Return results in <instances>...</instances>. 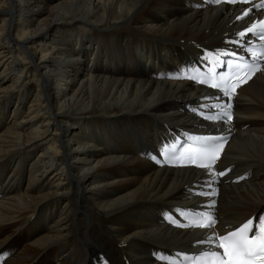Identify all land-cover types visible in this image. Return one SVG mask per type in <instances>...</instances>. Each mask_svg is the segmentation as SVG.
<instances>
[{
  "label": "bare ground",
  "instance_id": "6f19581e",
  "mask_svg": "<svg viewBox=\"0 0 264 264\" xmlns=\"http://www.w3.org/2000/svg\"><path fill=\"white\" fill-rule=\"evenodd\" d=\"M248 8L0 0V248H17L5 264H92L99 253L111 264H166L152 251H194L210 229L173 228L163 209L215 200L222 232L264 208V65L238 88L235 118L224 123L189 108L216 94L165 73L153 78L201 47L226 48L264 18V7ZM164 122L230 133L218 168L245 174L216 183L212 170L140 156ZM210 190L217 197L197 194Z\"/></svg>",
  "mask_w": 264,
  "mask_h": 264
},
{
  "label": "snow or ice",
  "instance_id": "6c2138e0",
  "mask_svg": "<svg viewBox=\"0 0 264 264\" xmlns=\"http://www.w3.org/2000/svg\"><path fill=\"white\" fill-rule=\"evenodd\" d=\"M264 7V3L260 5ZM247 14V13H245ZM264 23V22H262ZM255 28H249L248 31L252 32ZM240 36H244V32L238 33ZM264 39V37H261ZM251 73L247 75L250 76ZM240 83L244 82V79L239 80ZM211 87L218 88L220 84L211 83ZM227 91V87L223 89ZM232 91H235V86H232ZM207 119H216L213 116H207ZM223 148V140H216L214 143H209L200 149L198 156L192 159V163L196 164L199 160V165L206 169H211L212 165L219 158L220 151ZM218 175H224V172H219ZM258 223L254 219L249 218L241 225L235 227L231 231H227L222 235H214L208 237L207 242L215 244L219 249H222V253L211 252L209 255L217 257L212 264H264V215L256 217ZM214 220L209 217L207 224H201V227L212 228ZM249 237V233H253ZM201 243L202 241H197Z\"/></svg>",
  "mask_w": 264,
  "mask_h": 264
},
{
  "label": "rangeland",
  "instance_id": "374dc122",
  "mask_svg": "<svg viewBox=\"0 0 264 264\" xmlns=\"http://www.w3.org/2000/svg\"><path fill=\"white\" fill-rule=\"evenodd\" d=\"M215 40H216V41H218V40H219V38H217V39H214V40H211V41H215Z\"/></svg>",
  "mask_w": 264,
  "mask_h": 264
}]
</instances>
